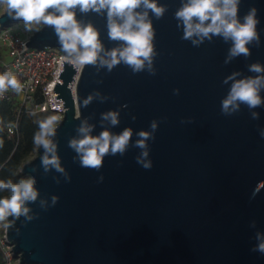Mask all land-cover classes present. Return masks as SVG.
<instances>
[{
    "label": "water",
    "instance_id": "water-1",
    "mask_svg": "<svg viewBox=\"0 0 264 264\" xmlns=\"http://www.w3.org/2000/svg\"><path fill=\"white\" fill-rule=\"evenodd\" d=\"M185 2L156 0L165 9L159 19L137 9L148 11L154 30V75L147 65L133 72L123 62L109 71L101 61L124 42L109 37L106 11L74 9L82 25L95 27L102 50L95 64L84 65L76 100L69 84L77 66L63 60L58 78L64 83L53 88L66 107L52 137L63 171L51 165L45 171L40 147L21 168L38 191L37 200L26 205L31 220L22 215L6 221L8 241L22 264H264V254L253 250L257 233L264 235V105L221 112L232 84L226 78L254 76L249 65L264 66V0H240L241 22L257 9L259 45L254 41L250 56L231 60V41L213 37L194 45L182 38L175 13ZM20 21L5 9L0 14L1 28ZM26 45L62 51L49 25ZM109 111L118 113L115 126L103 119ZM85 121L92 136L130 129L123 155L107 154L99 170L82 167L69 143L81 138ZM141 131L151 134L147 169L137 162L144 151L136 146Z\"/></svg>",
    "mask_w": 264,
    "mask_h": 264
},
{
    "label": "clouds",
    "instance_id": "clouds-1",
    "mask_svg": "<svg viewBox=\"0 0 264 264\" xmlns=\"http://www.w3.org/2000/svg\"><path fill=\"white\" fill-rule=\"evenodd\" d=\"M239 5L240 0H186L175 13L176 18L183 23L182 38L192 40L194 45H198L205 39L210 41L213 37H221L225 42L231 41L228 60L241 55L250 56L248 45L254 41L259 45L257 9L251 8L241 22L238 16ZM0 6H5L10 18L22 20L28 31L41 23L53 26L62 51L66 54L63 59L77 67L95 64L102 45L95 27L91 23L82 25L77 20L74 9L78 7L85 13L106 11L109 37L123 41L124 46L107 53L110 59H103L101 63L106 65L109 71L121 62L128 65L133 72L143 71L147 65L149 72L155 74L152 69V57L155 54L152 43L154 30L148 19V11L138 12L137 9L143 7L150 10L159 19L165 9L158 6L156 0H0ZM249 71L256 75L237 79L240 73H233L224 81H232V84L228 95L222 101V114L232 115L241 105L250 110L264 105V98L261 96V91L264 90V66L253 63L249 65ZM9 88L19 93L22 85L11 72L0 74V95ZM91 99L90 96L84 104L87 105ZM252 117L257 119L258 113L253 111ZM103 119L109 120L115 126L118 124V113L109 111L103 114ZM57 122L56 115L39 121L38 131L33 136L34 145L44 149L42 165L45 171L50 165L58 171H63L52 141L56 134ZM151 127L156 129L155 121ZM91 131L92 126L86 121L83 122L78 129L81 138L72 139L69 146L80 156L82 167L97 170L102 167L103 158L107 154L123 155L132 136L130 129H125L118 135L105 130L98 136H92ZM150 135L149 132L141 131L138 133L140 139L136 142L137 147L144 149L137 162L146 169L151 167V162L144 159L148 156L146 141ZM34 184L32 178L20 179L15 183L11 179L0 180V191L9 193L0 197V223L7 221L9 217L19 218L22 215L32 219L28 216L29 208L26 205L37 200L38 191ZM52 201L55 204L57 197L53 196ZM5 226L7 227V224ZM256 238L258 244L253 250L264 254V235L257 233Z\"/></svg>",
    "mask_w": 264,
    "mask_h": 264
},
{
    "label": "built area",
    "instance_id": "built-area-1",
    "mask_svg": "<svg viewBox=\"0 0 264 264\" xmlns=\"http://www.w3.org/2000/svg\"><path fill=\"white\" fill-rule=\"evenodd\" d=\"M21 24L20 21L6 28L0 26V74L11 72L22 85L19 93L9 88L0 95V104L13 102L19 114L25 112L35 115L52 112L60 122L65 115L66 107H63V101L56 100L55 96L60 95V92L55 93L53 88L56 82L64 83L58 77L60 70L65 67L61 65L65 55L58 48L43 50L27 46L30 36L46 25L43 23L34 25L35 31H28ZM83 67H78L73 84H69L75 100L77 99V83ZM6 130L10 137H15L18 130L17 122L8 124ZM5 224H7L6 221L0 223V248L5 264H22L12 250L14 245L8 241Z\"/></svg>",
    "mask_w": 264,
    "mask_h": 264
},
{
    "label": "trees",
    "instance_id": "trees-1",
    "mask_svg": "<svg viewBox=\"0 0 264 264\" xmlns=\"http://www.w3.org/2000/svg\"><path fill=\"white\" fill-rule=\"evenodd\" d=\"M16 107L13 102L0 104V180L11 179L14 183L28 178L21 173V168L38 148L33 143V136L38 131V122L55 115L52 112L35 115L25 112L19 114ZM14 122H17V135L10 137L6 126ZM7 195H9L7 191H0V197ZM0 264H5L1 248Z\"/></svg>",
    "mask_w": 264,
    "mask_h": 264
},
{
    "label": "rangeland",
    "instance_id": "rangeland-1",
    "mask_svg": "<svg viewBox=\"0 0 264 264\" xmlns=\"http://www.w3.org/2000/svg\"><path fill=\"white\" fill-rule=\"evenodd\" d=\"M4 9H5V6H0V14L4 11ZM21 25H23L24 27H25V25H24V22L21 20ZM34 29V28H33ZM32 29V31H35V30H33ZM59 122H57V124H58ZM36 154V153H35ZM35 154L34 155H32L30 158H29V160L30 159H32L34 156H35Z\"/></svg>",
    "mask_w": 264,
    "mask_h": 264
}]
</instances>
